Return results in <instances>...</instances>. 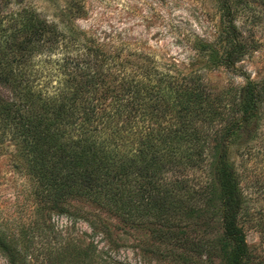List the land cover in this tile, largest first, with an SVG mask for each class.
Segmentation results:
<instances>
[{
	"label": "trees",
	"instance_id": "1",
	"mask_svg": "<svg viewBox=\"0 0 264 264\" xmlns=\"http://www.w3.org/2000/svg\"><path fill=\"white\" fill-rule=\"evenodd\" d=\"M229 2L218 0L231 26ZM12 14L21 21L19 40L5 36L8 14L0 11V144L9 141L15 165L28 176L31 214L15 230L0 219L6 264L101 263L97 248L67 227L49 222L39 230L42 218L54 214L83 220L109 245L123 241L114 236L116 228L125 235L138 231L142 253L155 254L156 243H163L166 257L190 264L189 252L172 249L193 247L176 229L207 194L193 170L211 176V188L217 187L221 264H254L238 226L243 200L228 159L231 138L259 119L264 84L247 82L235 102L239 119H225L211 132L210 113L199 119L209 100L199 90L172 93L149 72L140 77L138 63H118L107 54L93 61L63 57L62 78L48 92L35 84L39 75L30 56L45 34L47 49L54 46L59 30L28 8ZM226 39L230 44L217 63L230 65L237 51L231 28ZM86 41L79 44L87 47ZM212 142L215 151L205 164V146Z\"/></svg>",
	"mask_w": 264,
	"mask_h": 264
},
{
	"label": "rangeland",
	"instance_id": "2",
	"mask_svg": "<svg viewBox=\"0 0 264 264\" xmlns=\"http://www.w3.org/2000/svg\"><path fill=\"white\" fill-rule=\"evenodd\" d=\"M229 4L231 26L218 0H3L0 11L8 14L5 36L15 40L21 37L16 34L21 21L12 13L24 7L35 12L42 23L59 30L54 46L47 49L45 34L30 56L32 70L39 75L35 84L40 82L48 92L62 78L63 57L93 61L107 54L118 63H138L140 77H146L147 71L149 77L168 84L172 93L199 90L209 99L199 119L210 113L206 122L213 126L211 132L225 119H239L235 102L247 82L264 84V0H230ZM230 28L237 51L233 63L225 65L217 59L230 44L226 39ZM83 38L87 47L79 44ZM239 129L231 138L228 159L243 200L244 214L238 226L252 262L264 264V108L258 120ZM214 148L213 142L206 144L205 164ZM13 150L8 140L0 144V219H5L9 230L18 229L31 214V183L15 165ZM191 174L205 185L207 194L176 228L193 247L186 250L177 245L172 250L189 252L193 257L190 264H221L217 187L216 191L211 188V176L201 170ZM49 222L55 229L67 227L76 238H83L84 244L92 243L101 255L100 264H180L166 257L163 243H156L160 249L155 254H143L138 231L125 235L116 228L114 236L123 237V241L109 245L104 234L92 232L83 220L70 221L54 214L42 218L39 230ZM0 264H6L2 256Z\"/></svg>",
	"mask_w": 264,
	"mask_h": 264
}]
</instances>
